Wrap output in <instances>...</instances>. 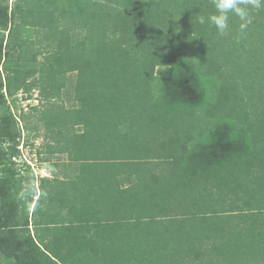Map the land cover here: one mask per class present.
I'll return each mask as SVG.
<instances>
[{"label": "trees", "instance_id": "16d2710c", "mask_svg": "<svg viewBox=\"0 0 264 264\" xmlns=\"http://www.w3.org/2000/svg\"><path fill=\"white\" fill-rule=\"evenodd\" d=\"M213 11L0 0L2 264H264V5L243 34ZM20 123L48 142L37 186L9 168Z\"/></svg>", "mask_w": 264, "mask_h": 264}, {"label": "rangeland", "instance_id": "374dc122", "mask_svg": "<svg viewBox=\"0 0 264 264\" xmlns=\"http://www.w3.org/2000/svg\"><path fill=\"white\" fill-rule=\"evenodd\" d=\"M4 35L7 36V33L5 32ZM73 77V75L70 76L72 82L74 79ZM2 92L5 91L3 90ZM37 97L38 93L35 91L33 93L32 99L26 101L24 100V96L19 93L13 98H6V103L9 106V111L15 116V118L19 119L20 114L27 113L31 106L39 104ZM20 126L21 137L16 140V142H18L17 149L19 153L16 157L11 158L13 164L10 165L9 168L12 172L19 174L21 177H23V179H25L23 181V185H26L27 183L31 184L33 182L35 186H37L40 177L51 176L50 170L52 167L50 164L53 161L51 160L49 163L40 162L37 155V151L42 152L48 142L46 139H44L42 131H39L38 136L35 138L33 134H28L27 136V132L22 127V124ZM6 150L8 151V149ZM40 157H45V153H42ZM59 157L62 158V156ZM4 176V173H0V178H3Z\"/></svg>", "mask_w": 264, "mask_h": 264}, {"label": "clouds", "instance_id": "9594fccd", "mask_svg": "<svg viewBox=\"0 0 264 264\" xmlns=\"http://www.w3.org/2000/svg\"><path fill=\"white\" fill-rule=\"evenodd\" d=\"M211 4L214 11L207 15L197 14V23L211 25L219 36H225L229 31L231 16L239 18V31L243 34L251 22L249 9L259 10L264 0H211Z\"/></svg>", "mask_w": 264, "mask_h": 264}, {"label": "water", "instance_id": "95a60500", "mask_svg": "<svg viewBox=\"0 0 264 264\" xmlns=\"http://www.w3.org/2000/svg\"><path fill=\"white\" fill-rule=\"evenodd\" d=\"M0 151H1V148H0ZM0 264H2V263L0 262Z\"/></svg>", "mask_w": 264, "mask_h": 264}]
</instances>
